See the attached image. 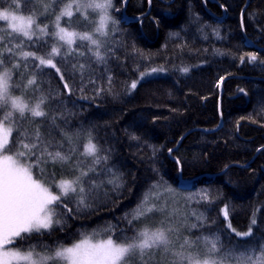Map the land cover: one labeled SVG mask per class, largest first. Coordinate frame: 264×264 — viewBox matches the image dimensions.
<instances>
[{"label": "trees", "instance_id": "obj_1", "mask_svg": "<svg viewBox=\"0 0 264 264\" xmlns=\"http://www.w3.org/2000/svg\"><path fill=\"white\" fill-rule=\"evenodd\" d=\"M68 2L61 0L56 11ZM17 3L21 15L42 6L40 0H0V9ZM52 15L49 11L38 21L49 24ZM111 15L116 24L101 38L102 61L93 55V45L76 41L73 51L60 46L61 55L53 57L59 72L31 58L21 59V68L13 69L14 83L36 80L25 94L30 104L40 97L46 101L42 107L48 115L34 118L35 125L23 122V127L32 131L39 126L44 141L40 147L72 155L67 165L72 170L77 164L82 170L96 169L89 172L91 181L84 178L90 206L81 208L75 199L67 200L62 222L51 232L20 241L23 249L35 245L36 251H47L94 233L97 240L108 235L123 239L145 227H160L153 222L160 219L157 212L131 224L125 218L157 185L161 207L167 202L170 218L175 217L164 226L179 229L171 233L173 241L219 236L227 247L250 243L258 252L264 245V0H113ZM71 19L70 29L94 28L84 18ZM67 22L63 19L62 25ZM0 28L11 31L4 22ZM33 41L26 42L25 50L39 49V55L58 46L50 36ZM5 42L12 46L10 40ZM249 55L257 60L249 63ZM16 59L6 56L7 66ZM152 68L163 71L132 89ZM22 91L14 89L17 95ZM89 136L106 161L92 165L91 157L78 156ZM63 175L60 171L52 177ZM178 175L183 183L176 182ZM115 177L120 187L108 182ZM168 186L175 192L165 191ZM204 192L208 200L202 198ZM192 224L197 227H189ZM250 228L253 235L243 239L232 231ZM171 259L158 252L144 261L133 257L132 264H170Z\"/></svg>", "mask_w": 264, "mask_h": 264}, {"label": "snow or ice", "instance_id": "obj_2", "mask_svg": "<svg viewBox=\"0 0 264 264\" xmlns=\"http://www.w3.org/2000/svg\"><path fill=\"white\" fill-rule=\"evenodd\" d=\"M24 3H31V0H24ZM40 3L43 5L42 14L46 15L51 11L55 16V32L50 30L48 24L38 23V17L34 13L25 17L0 11V21L8 22V28L11 30L5 32L0 28V69H2L0 70V264H132L133 257L138 256L144 261L146 257H152L158 252L170 256L172 258L170 264H264V245H261L258 252L250 243L227 247L220 242L219 236L198 237L196 240L184 237L182 242L177 243L172 240L171 233L174 231L179 233V229L165 227L164 220H161L160 227L155 229L145 227L137 231L133 237L124 236L121 239L108 235L97 240L98 233H94L71 246L60 245L44 252H37L35 245L30 246L27 251L23 249L20 241L32 238L33 234L39 236L44 232H51L55 225L62 222V209L66 207L67 200L75 199L78 207L81 208L90 206L84 195L85 184L88 182L84 178L88 177L91 181L93 178L89 177V172H95L96 169L89 167L87 170H82L77 164L74 173L79 172V175L74 174L71 178H61L59 181L54 180L51 175H47V179L42 178L46 175V169L42 165L49 163L70 165L72 155L59 150L51 152L47 146L41 148L40 145L44 141L40 127L36 126L32 131L23 127V122L35 125L34 118L48 115L42 107L46 101L40 97L34 104H30L25 94L36 84V80L32 77L24 84L14 83L13 69H20V60L28 61L29 58L39 61L38 66L57 68L53 57L61 55L60 47L53 45L51 52L46 55H39V49L25 50L26 42L33 41L34 36L36 39H40L41 36L58 38V41L68 46L69 53L73 51L72 45L77 39L88 41L95 48L93 55L97 60L102 61L104 59L100 52L102 41L99 38L106 37L109 25L116 24L110 12L113 9V0H73L58 13L56 6L61 0H40ZM17 8H21L20 3H17ZM76 13L94 25L91 32L69 30L72 25L71 18ZM64 17H68L67 26L61 25ZM6 39L12 42L11 47L5 42ZM33 47L34 41L33 44L28 45L29 49ZM6 56H16L18 59L9 67ZM256 60L255 55L247 57L249 63ZM241 62H244V57H241ZM27 66L24 65L25 68ZM57 71L59 72V68ZM158 71L163 69L152 68L150 72L142 73L141 79ZM182 71L187 72L188 69L184 68ZM137 83L134 81L131 88L135 89ZM16 88L23 90L20 95L15 94ZM65 88H68L67 84ZM65 138L72 143L73 138L70 135L65 134ZM69 151L75 152V149ZM169 151L171 152V149ZM99 152L98 145L89 136L88 142L83 145L81 155L91 157L92 165H96L102 160H107V157L100 156ZM177 164H180L179 160ZM35 169L39 170L40 175H37ZM117 181L118 177H115L108 182L120 187ZM176 182L183 183V176L178 175ZM93 187L98 185L93 183ZM156 188L157 185H153L137 209L130 216L125 217L129 224L155 212H161L165 214L166 219L168 218L167 202L161 207L159 203L161 194L155 191ZM165 191L172 194L175 189L168 186ZM202 198L208 200L207 192L202 194ZM186 199L190 200L192 197ZM223 212L227 220V208ZM197 219L203 223L202 216H197ZM252 223L255 224L256 221L253 220ZM189 227L195 228L197 225L192 224ZM229 228H231L230 224ZM106 231L111 230L106 229ZM232 231L241 239L253 235L251 228L247 232H239L235 229Z\"/></svg>", "mask_w": 264, "mask_h": 264}, {"label": "rangeland", "instance_id": "obj_3", "mask_svg": "<svg viewBox=\"0 0 264 264\" xmlns=\"http://www.w3.org/2000/svg\"><path fill=\"white\" fill-rule=\"evenodd\" d=\"M73 2V0H69V2L68 3H72ZM0 11H8V12H10V13H15L16 15H21L20 13H19V11H18V9H17V6L16 7H14V8H12V9H5V10H2V9H0ZM59 12V11H58ZM57 12V13H58ZM110 12H111V10H110ZM43 13V5L42 6H40V9H39V11L38 12H35L34 14H36V16L38 17V20L41 18V17H44L45 16V14H42ZM23 16H25V17H27L28 15H24V14H22ZM47 15V14H46ZM94 15V14H93ZM74 17L76 18V19H78L79 17L80 18H83L79 13H76V14H74ZM63 19H68V17H64ZM62 19V20H63ZM37 20V22L38 23H40L39 21ZM62 20H61V25H62ZM54 21H55V16L54 15H52V17H51V19H50V22H49V28H50V30L52 31V32H55L56 31V29H55V26H54ZM0 22H4L5 23V27L7 28V29H9L8 28V22H6V21H0ZM63 26V25H62ZM109 29H110V25H109ZM10 30V29H9ZM69 30H74V29H69ZM74 31H77V30H74ZM77 32H81V31H77ZM109 32V31H108ZM45 36H41L40 38H44ZM50 37H52L56 42H57V44H58V46L60 47V46H62V47H64V48H67L68 49V46L66 45V44H63V42H60V41H58V38H55V37H53V36H50ZM33 38H36L35 36L33 37ZM101 38H104V37H100L99 39H101ZM76 41H80V40H76ZM88 42V41H87ZM0 70H2V69H0ZM150 72V71H149ZM147 73V72H146ZM159 74V72H155V73H151V75H146V76H144L143 77V79H145V78H147V77H150V76H154V75H158ZM140 80H142L141 79V75H140V77L138 78V80H137V82H139ZM83 151H81L80 152V154L78 155L81 159H87V158H90V157H86V156H83V155H81V153H82ZM46 169V175L45 176H43L42 178L43 179H47V175H51V176H53L55 173H57V172H64V175L63 176H61L60 178H56V179H54V180H56V181H59L61 178H71L74 174L75 175H79V172H75L74 173V170H72V167H70V166H67V165H65V166H58L56 169H47V168H45ZM40 173V172H39ZM54 177V176H53ZM52 177V178H53ZM56 191H58V189H56ZM172 212H169L168 211V218L166 219L165 218V214H161V213H159V212H157V215L158 216H160V219L159 220H153V222H154V225L155 226H159L160 225V222H161V220H164L165 221V223L167 224V223H170L171 221H173L174 220V218L175 217H171L170 218V214H171ZM161 214V215H160ZM156 228H158V227H156ZM150 229V228H149ZM151 229H155V228H151ZM84 238V237H83ZM83 238H81V239H83ZM81 239H79V240H81ZM79 240H77V241H75V242H73V243H76V242H78ZM72 243V244H73ZM72 244H70V245H65V246H71ZM25 251H27V250H25ZM37 252H44V251H37Z\"/></svg>", "mask_w": 264, "mask_h": 264}, {"label": "water", "instance_id": "obj_4", "mask_svg": "<svg viewBox=\"0 0 264 264\" xmlns=\"http://www.w3.org/2000/svg\"><path fill=\"white\" fill-rule=\"evenodd\" d=\"M139 20V18L137 17L136 19H134V21H138ZM178 147V145L176 146V148Z\"/></svg>", "mask_w": 264, "mask_h": 264}, {"label": "bare ground", "instance_id": "obj_5", "mask_svg": "<svg viewBox=\"0 0 264 264\" xmlns=\"http://www.w3.org/2000/svg\"><path fill=\"white\" fill-rule=\"evenodd\" d=\"M242 13H243V12H242ZM242 13H241V17H242V15H243ZM177 145H178V144H177Z\"/></svg>", "mask_w": 264, "mask_h": 264}]
</instances>
